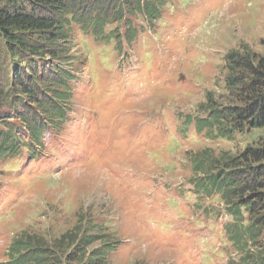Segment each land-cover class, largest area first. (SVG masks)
Returning a JSON list of instances; mask_svg holds the SVG:
<instances>
[{
  "label": "rangeland",
  "instance_id": "obj_1",
  "mask_svg": "<svg viewBox=\"0 0 264 264\" xmlns=\"http://www.w3.org/2000/svg\"><path fill=\"white\" fill-rule=\"evenodd\" d=\"M160 17L152 27L133 19L132 42L123 24L118 49L112 40L69 34L73 43L60 51L75 77L66 121L40 139L39 157L27 160L23 149L0 162V264L20 233L50 241L75 228L98 238L90 249L111 246L106 264L238 259L217 198L192 191L188 158L235 154L264 134L212 141L193 124L182 134L178 115L204 117L208 94L225 103L229 51L264 56V0H172ZM27 59L41 73L56 64ZM8 123L19 130L16 119Z\"/></svg>",
  "mask_w": 264,
  "mask_h": 264
},
{
  "label": "trees",
  "instance_id": "obj_2",
  "mask_svg": "<svg viewBox=\"0 0 264 264\" xmlns=\"http://www.w3.org/2000/svg\"><path fill=\"white\" fill-rule=\"evenodd\" d=\"M171 1L0 0V162L18 157L23 149L28 160L39 157L47 129L65 121L74 76L72 59L60 51L63 44L73 43L68 41L73 30L76 36L89 33L97 41L112 40L118 49L125 39L119 32L123 24L135 41L132 20L142 17L152 27ZM27 56L48 57L56 64L41 73ZM224 69L225 103L208 94L199 106L204 117L178 115L182 134L191 124L197 135L212 141L231 142L250 131L264 134V56L246 48L229 51ZM10 119L17 120L19 130ZM259 138L235 154L203 151L188 158L195 175L192 191L202 199L216 197L229 220L223 231L238 259L226 264H264V136ZM97 239L83 228L50 241L23 232L13 237L5 256L8 264H106L112 248L105 243L90 249Z\"/></svg>",
  "mask_w": 264,
  "mask_h": 264
}]
</instances>
